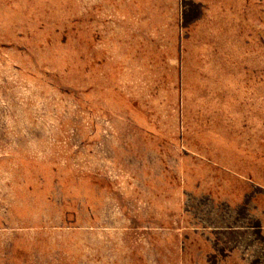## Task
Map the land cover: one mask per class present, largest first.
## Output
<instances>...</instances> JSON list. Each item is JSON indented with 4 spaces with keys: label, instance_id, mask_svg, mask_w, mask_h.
<instances>
[{
    "label": "rangeland",
    "instance_id": "1",
    "mask_svg": "<svg viewBox=\"0 0 264 264\" xmlns=\"http://www.w3.org/2000/svg\"><path fill=\"white\" fill-rule=\"evenodd\" d=\"M0 264H264V0H0Z\"/></svg>",
    "mask_w": 264,
    "mask_h": 264
}]
</instances>
